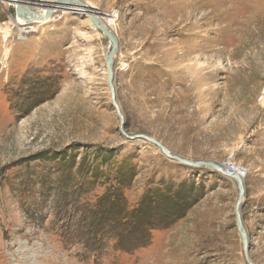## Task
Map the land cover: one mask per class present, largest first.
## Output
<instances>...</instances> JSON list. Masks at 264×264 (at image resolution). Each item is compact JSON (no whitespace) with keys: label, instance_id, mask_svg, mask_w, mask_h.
<instances>
[{"label":"rangeland","instance_id":"obj_1","mask_svg":"<svg viewBox=\"0 0 264 264\" xmlns=\"http://www.w3.org/2000/svg\"><path fill=\"white\" fill-rule=\"evenodd\" d=\"M82 1L118 16L126 131L248 168L242 218L264 264V0ZM60 8L77 14L22 30L0 0V264H247L236 182L126 139L107 38Z\"/></svg>","mask_w":264,"mask_h":264},{"label":"water","instance_id":"obj_2","mask_svg":"<svg viewBox=\"0 0 264 264\" xmlns=\"http://www.w3.org/2000/svg\"><path fill=\"white\" fill-rule=\"evenodd\" d=\"M3 2V0H1ZM26 2V3H24ZM23 2V0H18L16 1L15 5H10L12 7L13 10V18L15 19H21L24 20V22L26 24H30L32 22H34L35 20H42L45 19L46 17H49L53 14L52 9L61 6L62 4H66L68 2H70V4H74V5H82L80 0H58L52 4H50L49 9H51L48 14H46V17H39L38 14H34L36 12H33L31 10V1L30 0H25ZM30 4H28V3ZM90 14V19L92 20V22L94 23V25L96 26V28L98 30H100L103 34H105L106 38L111 40V39H115L113 34L111 33V31H109L108 29H106L105 27H102L97 16H95L92 13ZM118 49V48H114L112 52L108 55V57L106 58V64H107V82H108V86L111 92V98H112V103L114 105V107L116 108L118 115L120 116V120H121V133L126 137V139L128 140H145L153 145H155L168 159L179 162L181 164H184L186 166L189 167H206V168H210L216 172H219L220 174H222L223 176L230 178L232 180H234L236 182V184H238L239 187V196H238V200L236 203V210H235V214H236V221H237V229L240 233L241 236V242H242V246H243V251L245 254V259L247 264H255L253 262V260L250 257V246H249V238H248V234L246 232V228L244 225V221L242 218V204L244 201V197L246 194V190L244 188V183H243V178L238 176V175H234V174H226L223 170L222 167L220 166V164H213L211 162L208 161H192L189 159H185L182 158L178 155H175L171 152L166 151V148L157 140H155L154 138L148 137L147 135H143V134H138V135H131L129 134L126 129H125V123H126V119L125 116L120 112L121 110H119L118 105H117V99H116V90H115V85H114V75H113V70H114V50ZM117 51V50H116Z\"/></svg>","mask_w":264,"mask_h":264},{"label":"bare ground","instance_id":"obj_3","mask_svg":"<svg viewBox=\"0 0 264 264\" xmlns=\"http://www.w3.org/2000/svg\"><path fill=\"white\" fill-rule=\"evenodd\" d=\"M5 1L6 0H3L4 3H5ZM16 1H18V0H9V6L12 5V4L15 5ZM24 1L25 0H23V2ZM30 1H31V4L28 3V2L27 3L31 5V10L33 12H36L34 14H38L39 17H46V14H48V12L51 10V9H49L50 4L54 3L53 0H30ZM24 3H26V2H24ZM81 3H82V5H80V4L79 5H74V4H70V2H68L66 4H62L61 6H58V7L54 8V9H52L53 14L50 16V18L49 17H46L45 19H42V20H39V21L38 20H35L34 22L30 23L29 25H31V26L32 25H36V24L38 25V24H42V23L48 22L50 20H53L54 14H56L57 11H62V12L65 11V12H68L70 14H72V13L73 14H77L76 11H73V10H69L68 11V10L61 9L60 7H63V6H72L74 8H77L78 10H80L81 12H83L85 15H87L89 18H90V14L89 13H92L95 16H97V18H98L101 26L102 27H105L106 29H108L109 31H111V33L113 34V36L115 38V39H111V40L107 39L108 40V47H107V49L109 50V52H107L106 56L108 57V55L112 52L113 47L114 48H118V45H119V42H118V39H117V35L114 33V29L118 28V26H117L118 16L115 13H114V15H112V14L111 15H108L106 13H102V12H100L98 10L97 7H96L95 12H94L92 9H90V7L87 6L86 3H83V1ZM15 22H16V24H17L18 27H23L22 30L24 28H26V26H29L28 24H26L24 22V20H21V19H16ZM91 22H92V20H91ZM92 25H93V27H94L95 30H98L96 28V26L94 25L93 22H92ZM31 28H33V27H31ZM103 35L105 36V34H103ZM116 50L117 49H115L114 52H113L114 53V56L116 54ZM113 75H114V71H113ZM113 81H114V78H113ZM117 105H118V102H117ZM118 108H119V110H121L120 107H119V105H118ZM120 112L122 113V111H120ZM166 151L169 152V150L167 148H166ZM211 163L215 164L214 162H211ZM243 183H244V180H243ZM237 186H238V184H237ZM238 189H239V187H238Z\"/></svg>","mask_w":264,"mask_h":264},{"label":"built area","instance_id":"obj_4","mask_svg":"<svg viewBox=\"0 0 264 264\" xmlns=\"http://www.w3.org/2000/svg\"><path fill=\"white\" fill-rule=\"evenodd\" d=\"M29 25V24H28ZM220 166L222 167V170L226 173V174H234V175H238L240 177L243 178V180L246 179V177L249 174V170L247 167L242 166L240 164H238L235 160H234V155L230 154L227 159L220 164Z\"/></svg>","mask_w":264,"mask_h":264},{"label":"trees","instance_id":"obj_5","mask_svg":"<svg viewBox=\"0 0 264 264\" xmlns=\"http://www.w3.org/2000/svg\"><path fill=\"white\" fill-rule=\"evenodd\" d=\"M116 182H117V184H119L117 180H116Z\"/></svg>","mask_w":264,"mask_h":264}]
</instances>
